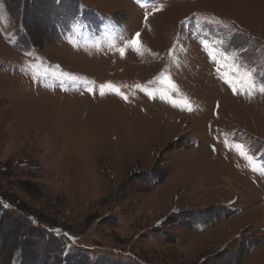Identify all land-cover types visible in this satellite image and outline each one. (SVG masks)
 Listing matches in <instances>:
<instances>
[{
	"label": "rangeland",
	"instance_id": "1",
	"mask_svg": "<svg viewBox=\"0 0 264 264\" xmlns=\"http://www.w3.org/2000/svg\"><path fill=\"white\" fill-rule=\"evenodd\" d=\"M262 86L264 0H0V264H264Z\"/></svg>",
	"mask_w": 264,
	"mask_h": 264
},
{
	"label": "snow or ice",
	"instance_id": "2",
	"mask_svg": "<svg viewBox=\"0 0 264 264\" xmlns=\"http://www.w3.org/2000/svg\"><path fill=\"white\" fill-rule=\"evenodd\" d=\"M139 36H140V34H139V33H136V37H139ZM137 43H138L137 39H135V38L132 39L131 44H132L133 50H135V51H139V49L136 47ZM120 54H121V56L124 55V49H121V50H120ZM226 82H227V81H226ZM105 89H109L111 92L115 93L116 95H122V94L120 93L119 89H118L117 87H115L114 85H112V84H103V85L100 86V95H101V96H103V95L106 94L105 91H104ZM260 91H261V92H264V86H262V87L260 88ZM149 96L151 97L152 94L149 93ZM125 99H126V98H125ZM160 99H162V100L165 99V93L161 92V94H160ZM173 106L175 107L176 105L173 104ZM238 147H239V146H238Z\"/></svg>",
	"mask_w": 264,
	"mask_h": 264
}]
</instances>
